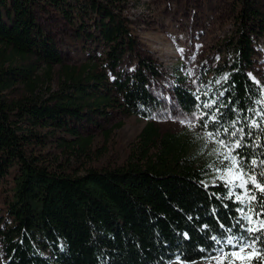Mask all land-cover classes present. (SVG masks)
Here are the masks:
<instances>
[{"label": "trees", "instance_id": "obj_1", "mask_svg": "<svg viewBox=\"0 0 264 264\" xmlns=\"http://www.w3.org/2000/svg\"><path fill=\"white\" fill-rule=\"evenodd\" d=\"M120 2L0 0V179L14 168L0 206V264H166L217 255L231 264H264V193L245 183L254 176L264 186V91L248 74L254 41L263 35L252 26L264 21L257 0H238L240 27L215 70L216 84L194 90L177 77L170 88L178 109L195 115V130L223 141L244 173L212 182L205 164L158 133L153 117L161 103L150 83L161 69L139 45ZM42 14L65 23L79 64L64 63L69 46L58 45ZM54 65L57 86L50 90ZM114 113L145 120L142 164L78 174L32 149L49 133L61 153L79 160L92 142L80 131L100 128ZM243 244L258 255L232 256Z\"/></svg>", "mask_w": 264, "mask_h": 264}, {"label": "rangeland", "instance_id": "obj_2", "mask_svg": "<svg viewBox=\"0 0 264 264\" xmlns=\"http://www.w3.org/2000/svg\"><path fill=\"white\" fill-rule=\"evenodd\" d=\"M120 3L139 45L151 53L161 69L157 81L150 83V90L161 103V110L153 117L158 133L170 136L187 157L205 164V176L209 182L217 178L240 177L237 166L232 163L230 150L198 133L194 127L195 115L181 112L170 92L177 77L183 79L186 87L194 90L202 85L210 88L216 84L215 70L226 59L230 51L228 41L235 38L240 27L236 16L238 0H121ZM256 5L264 16V0H257ZM39 21L52 31L57 40L60 39L58 45L69 46L63 54L64 63L79 64L80 54L68 44L67 26L62 19L54 14H42ZM245 22L246 27L251 24L250 20ZM252 23L257 31L262 30L263 35L254 41L248 74L264 91V21L260 28H257L258 22ZM56 71L57 66L54 65L50 90H55L57 86ZM18 97L14 96V99ZM118 121L120 125L113 127ZM144 123V119L133 115L114 113L110 121L100 128L83 129L80 133L91 135L92 142L89 155L79 160L61 153L56 146L57 138L49 137V133L44 134L48 136L44 138L47 141L44 146L35 144L32 149L42 153L48 161L60 163V167L78 174L86 168L104 169L128 162L142 164L146 158L140 157L138 134ZM39 131L42 133L43 130ZM154 151L153 147L150 148L146 156ZM230 168L232 172H229ZM13 170L10 168L0 179V206L12 186ZM241 247H244L243 253H240ZM235 252L242 256L249 254L250 249L243 244ZM166 264L231 263H226L217 255L190 263L173 258Z\"/></svg>", "mask_w": 264, "mask_h": 264}, {"label": "snow or ice", "instance_id": "obj_3", "mask_svg": "<svg viewBox=\"0 0 264 264\" xmlns=\"http://www.w3.org/2000/svg\"><path fill=\"white\" fill-rule=\"evenodd\" d=\"M205 107H207V105H205ZM209 135L211 136L212 134L210 133ZM233 135H235V133H233ZM220 143L223 144L224 142H223V141H220ZM239 146H240V144H239V142H237L236 145H235V147H239ZM231 159H232V163H233V165H237L238 162H237V160H236V157H235V156H232ZM253 163H255V162H253ZM262 163H264V162H262ZM229 172H232V169H231V168L229 169ZM261 174L264 175V173H261ZM243 175H244V173L241 172V173H240V176H243ZM247 182H251L252 185H253V187H254V189H257V190H259L261 193H264V186H262L260 183H257V182H256V179H255L254 176H249V177L247 178V181H245V183H247ZM240 186L243 187L244 185L241 184ZM238 199H239V197H238ZM251 199L254 200V199H255V195L251 196ZM248 219H249V221H251V217H248ZM260 227H261V229H264V221H261V223H260ZM248 231H249V232H252V231H255V229H253V228H249ZM228 243L231 244V243H232V240L230 239V240L228 241ZM246 246H247V247H254V245H246ZM243 252H244V247H241V248H240V253H243ZM231 255H232V256H239V253L234 252V253H232ZM254 255H258V253L253 252V253L249 254V256L247 257V259H251L252 256H254ZM241 258H243V257H241Z\"/></svg>", "mask_w": 264, "mask_h": 264}]
</instances>
